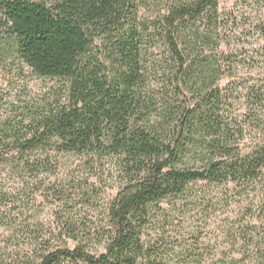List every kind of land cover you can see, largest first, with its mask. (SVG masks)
Listing matches in <instances>:
<instances>
[{
	"label": "trees",
	"instance_id": "obj_1",
	"mask_svg": "<svg viewBox=\"0 0 264 264\" xmlns=\"http://www.w3.org/2000/svg\"><path fill=\"white\" fill-rule=\"evenodd\" d=\"M232 1L0 0V68L53 84L0 93V264H264V0ZM215 212L213 252L180 224Z\"/></svg>",
	"mask_w": 264,
	"mask_h": 264
},
{
	"label": "rangeland",
	"instance_id": "obj_2",
	"mask_svg": "<svg viewBox=\"0 0 264 264\" xmlns=\"http://www.w3.org/2000/svg\"><path fill=\"white\" fill-rule=\"evenodd\" d=\"M220 9L224 10L227 13L236 14L234 3L232 0H219ZM256 11L253 13V17H255ZM148 17L150 16L147 14ZM242 30H240L241 33ZM232 34H239V31L235 32L232 31ZM251 44L253 46L251 47H257L258 44H255L254 40H251ZM243 44V43H242ZM245 47L250 46L248 44L244 45ZM258 72V71H256ZM254 72L253 74H255ZM27 88L29 94L33 96L34 98L37 97L40 93H42L44 90L50 88L53 86L51 82L48 80H37L32 76H27V79L21 80L20 77H17L15 75H7L1 68H0V93H6L8 91H12V87H16L18 89H21L23 87ZM18 89L15 92H12L13 95L18 91ZM13 97V96H12ZM63 170L58 175L59 180H65V178H68L70 172H73L75 174V177L77 179H86L89 178V174H91L90 170L89 172L86 171L84 168L85 158L83 157H66L63 159ZM96 173L99 174V178L104 180L106 182V187H111L115 185L116 178L114 177V167L111 165V163L104 162L102 164L95 165ZM97 178H90V182H94L96 185H99V182H96ZM105 187H102L104 189ZM106 200L110 199L114 196L115 190H110L107 188L105 192ZM37 206H35L32 210L23 213V219L27 221H39L43 225H47L52 220V213L55 210L54 206H47L45 203H41V199L38 198L37 200ZM226 214H223V212H215L211 214L210 216L202 217L201 215H192L189 218L183 219L181 222V226L185 229H189L195 224L199 225V227L202 229V243L206 245L207 247H211L214 249L213 252L216 250H223L227 249V246L225 244V236L223 234V229L225 228V219ZM11 218L17 220L18 222L21 221V218L17 212H13L11 214ZM9 234L6 231V228L3 226L0 227V249L2 250L4 247H7L6 239L8 238ZM8 250L10 251V246L8 245ZM220 251L215 252L216 256L213 257L211 260H208L206 264H213V259H217Z\"/></svg>",
	"mask_w": 264,
	"mask_h": 264
}]
</instances>
